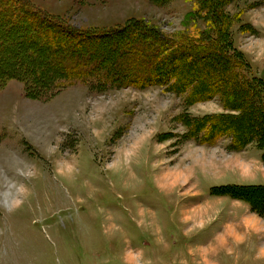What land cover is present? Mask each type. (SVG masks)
I'll return each instance as SVG.
<instances>
[{
  "label": "rangeland",
  "instance_id": "374dc122",
  "mask_svg": "<svg viewBox=\"0 0 264 264\" xmlns=\"http://www.w3.org/2000/svg\"><path fill=\"white\" fill-rule=\"evenodd\" d=\"M26 1L109 31L96 39L112 48L131 26L174 43L216 32L205 0ZM218 4L226 41L264 80V0ZM175 77L112 91L77 81L49 101L19 79L0 85V264H264L263 151L231 135L208 144L209 117L238 113Z\"/></svg>",
  "mask_w": 264,
  "mask_h": 264
},
{
  "label": "trees",
  "instance_id": "16d2710c",
  "mask_svg": "<svg viewBox=\"0 0 264 264\" xmlns=\"http://www.w3.org/2000/svg\"><path fill=\"white\" fill-rule=\"evenodd\" d=\"M204 3L217 20L211 41L174 43L150 28L131 26L126 37L115 41L112 48L96 39L109 31L75 30L26 0H0V53L6 55L0 57L5 63L3 68L6 66L0 72V85L19 79L29 84L36 95L32 99L49 101L77 81L88 82L100 91L124 86L141 89L177 72L175 78L182 87L200 84L196 99L221 97L225 111L238 113L209 117L205 122L209 127L202 130L210 136L208 144L217 142V137L231 135L232 148L243 151L255 142L264 160V80L247 75L250 64L230 39L226 41L218 0ZM5 27L9 28L8 35ZM85 41L93 42L84 45ZM96 43L99 45H93ZM9 55L25 59L14 65L8 62ZM196 93L193 91L192 97Z\"/></svg>",
  "mask_w": 264,
  "mask_h": 264
},
{
  "label": "crops",
  "instance_id": "0c3cea01",
  "mask_svg": "<svg viewBox=\"0 0 264 264\" xmlns=\"http://www.w3.org/2000/svg\"><path fill=\"white\" fill-rule=\"evenodd\" d=\"M243 156H244V157H246V156H247V152H244V153H243ZM261 156H262V155H261ZM235 176H236V177H238V175H235ZM229 235H232V236H233V235H234V233H233V232H230V234H229ZM220 240H221V239H220ZM219 243H222V242H221V241H219ZM204 262H205V264H206V259H205V258H204Z\"/></svg>",
  "mask_w": 264,
  "mask_h": 264
}]
</instances>
